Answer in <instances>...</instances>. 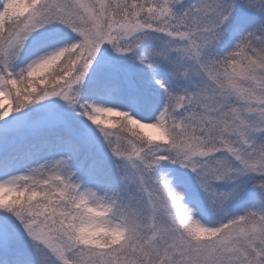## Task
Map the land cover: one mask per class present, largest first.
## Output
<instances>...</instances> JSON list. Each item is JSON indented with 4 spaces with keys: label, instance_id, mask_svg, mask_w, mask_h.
Segmentation results:
<instances>
[{
    "label": "snow or ice",
    "instance_id": "obj_1",
    "mask_svg": "<svg viewBox=\"0 0 264 264\" xmlns=\"http://www.w3.org/2000/svg\"><path fill=\"white\" fill-rule=\"evenodd\" d=\"M0 264H264V0H0Z\"/></svg>",
    "mask_w": 264,
    "mask_h": 264
},
{
    "label": "rangeland",
    "instance_id": "obj_2",
    "mask_svg": "<svg viewBox=\"0 0 264 264\" xmlns=\"http://www.w3.org/2000/svg\"><path fill=\"white\" fill-rule=\"evenodd\" d=\"M145 132H147L150 135H156L155 131L152 129H144Z\"/></svg>",
    "mask_w": 264,
    "mask_h": 264
}]
</instances>
